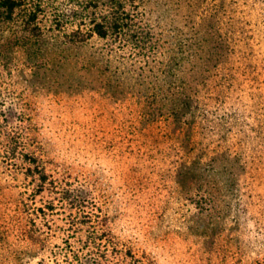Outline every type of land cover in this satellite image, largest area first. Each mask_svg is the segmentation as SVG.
Instances as JSON below:
<instances>
[{"label":"rangeland","instance_id":"obj_1","mask_svg":"<svg viewBox=\"0 0 264 264\" xmlns=\"http://www.w3.org/2000/svg\"><path fill=\"white\" fill-rule=\"evenodd\" d=\"M175 1L147 2L172 40L177 26L192 33L199 20L193 0L190 7ZM219 14V23L208 24L228 32L232 51L201 86L208 110L191 168L182 163L190 144L130 142L123 133L113 139V127L102 130L98 95L60 94L83 80L82 62L53 70L22 65L12 85L1 77L0 264H264V0ZM104 43L95 36L73 49L74 58ZM121 108L128 114L127 103ZM12 140L21 141L17 152ZM29 151L53 158L50 171L75 193L84 189L85 201L73 205L53 190L35 196ZM22 202L47 208L32 215L40 236L29 235ZM106 228L114 232L97 239Z\"/></svg>","mask_w":264,"mask_h":264},{"label":"trees","instance_id":"obj_2","mask_svg":"<svg viewBox=\"0 0 264 264\" xmlns=\"http://www.w3.org/2000/svg\"><path fill=\"white\" fill-rule=\"evenodd\" d=\"M163 1L170 6L174 0ZM193 1L191 13L199 15L193 32L177 26L172 40L164 38L152 20L148 0H0V79L7 77L12 80L10 85L14 84L18 71L24 69L22 65L53 70L82 62L83 80L59 93L69 97L75 92L98 95L103 106L98 116L102 130L110 125L116 136L113 139L123 133L121 138L130 142L141 136L156 146L162 141H179L183 147L190 144L191 153L199 149L196 129L207 117L201 86L225 64L232 51L228 32L219 24H208V20L219 23L220 11L241 10L249 0ZM190 2L176 0L174 5L191 6ZM95 36L104 40V45L84 60L75 59L73 49L88 45ZM90 98L92 101L97 97ZM109 103L116 105L111 108ZM125 103L128 114L121 108ZM128 125L134 128L128 132L131 137L125 131ZM20 146L21 141L12 140L11 149L17 152ZM24 155L29 165L27 174L37 186L35 196L53 190L60 194V200L73 205L85 201L84 189L79 190L82 194L75 193L71 182L64 177L59 180L50 171L47 164L53 158L45 160L36 151ZM183 158V167L191 168L197 156L192 152ZM22 203V213L28 214L33 224L29 235L40 236L32 215H47V208L35 206L31 210L30 204ZM46 205L54 209L55 204ZM102 231L97 239L114 232L111 228Z\"/></svg>","mask_w":264,"mask_h":264}]
</instances>
